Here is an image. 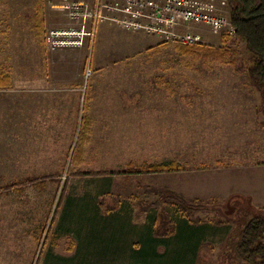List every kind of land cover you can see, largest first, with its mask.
I'll use <instances>...</instances> for the list:
<instances>
[{
    "label": "rangeland",
    "instance_id": "1",
    "mask_svg": "<svg viewBox=\"0 0 264 264\" xmlns=\"http://www.w3.org/2000/svg\"><path fill=\"white\" fill-rule=\"evenodd\" d=\"M73 1L79 0H0V68L9 76L8 84L0 87V100L4 99L0 112L10 105L5 99L18 98L24 103L23 109L19 106L21 122H12L17 137L7 138L5 143L0 138V264H124L101 252L109 254L136 241L140 244L134 248L136 257L144 256L152 242L144 225L126 229L120 224L126 219L113 212L112 230L107 231L108 227L100 228L96 216L86 215L87 210L77 203L76 191L84 187L91 204L100 200L102 207L116 206L114 195L90 193L96 188L92 177H112L111 171L123 169L128 162H160L170 156L187 169L196 156V162L204 163L201 156L213 165V159L236 161L246 149H251L248 153L256 159H264L255 149L264 145V128H259L253 111H247L249 120L232 118L222 109L225 105L211 102L209 106L215 110L211 112L196 101L259 99L247 85L246 74L235 72L230 62L235 52L220 58L183 54L180 46L188 44L171 35L163 39L143 28L128 29L110 18L97 24L83 23L81 17L68 16L65 5ZM177 32H199L202 42L197 43L204 45L230 46L223 43L220 31L203 25L184 24ZM232 47L244 53L242 41ZM142 96L154 103L148 106L150 113L143 115L148 121L132 124L134 107L128 105V99ZM90 99L96 101L97 121L88 117ZM164 100L179 101L174 108L181 113L170 122H162L151 112L152 107H162L159 102ZM7 115L11 117V111ZM140 132L147 136L137 140L131 136ZM135 140L138 143L133 146ZM159 143L166 149L175 146L178 152L160 154L163 148ZM151 174L149 181H140L141 176L135 181L156 184V174ZM142 185L127 203L132 215L138 216L135 222L148 224L164 210L149 207V211H141L144 198L152 202L159 197L144 195L141 188L150 185ZM234 199L217 201L226 203L223 213H195L202 219L227 218L223 223H199L219 225L233 237L221 244L222 249L217 244L204 245L194 264L239 263L234 241L242 220L240 211H262L246 201L232 203ZM142 214L147 216L140 217ZM167 215L176 221L181 216L173 207ZM89 225L83 255L76 238L78 232L84 236ZM161 227H169L167 221ZM175 228L169 236H154L171 241L189 239L183 234L185 225L179 222ZM181 247L175 255L169 248L152 256L155 261L151 264H189L192 249L189 244L181 243Z\"/></svg>",
    "mask_w": 264,
    "mask_h": 264
},
{
    "label": "crops",
    "instance_id": "2",
    "mask_svg": "<svg viewBox=\"0 0 264 264\" xmlns=\"http://www.w3.org/2000/svg\"><path fill=\"white\" fill-rule=\"evenodd\" d=\"M72 89H74V87ZM3 100L4 99L0 100V102H2ZM90 100H89L90 104L88 102L87 105L88 117L90 121H97L99 118H96L97 115V108L95 107L96 101L95 100L90 101ZM212 100L213 101L206 99H198L196 101H199L202 107L210 108L211 112H213L214 110L209 106L211 102H214L215 105H220L221 107H224L225 105L226 108H222V109L228 112L229 113L228 115L232 118L236 117V118L248 119L249 116L251 115L249 112L253 111L252 114L254 116V120L257 121L259 128H264L261 127V125L259 124L261 116L258 115L256 109L259 99L249 100V101L234 100V99L226 100V101H222V99L219 100L212 99ZM5 101H7L10 105H8L6 110H2L0 112V138L4 141V143L7 138L14 139L15 137H17L18 131L13 129L14 125L12 124V122H15L16 124L21 122L20 121L21 115L19 114L20 107L23 109L24 106V103L21 102L20 99L18 98L14 99L13 101H9L8 99H5ZM129 101L130 103L128 105L134 107L132 109V119H131L132 124H135L137 121H148V116L143 117V115L144 113L145 114L150 113V108H148V106L151 107L154 104V103L149 104L150 101L148 96L132 97L128 99V102ZM175 102H178L179 105L178 100L161 101L159 102V104H161L162 107H152L151 112L156 113L162 122L165 121L170 122L171 117L174 118L176 117V115L179 116V114L181 113L179 108L177 109L174 108V106L177 105ZM251 104H252V108H251ZM171 106H173V108H171ZM9 111H11L12 113L11 117L10 116L8 117L7 115ZM18 114H19V118H18ZM15 116L17 117L14 118ZM140 133L132 134L131 136L136 140L143 139L142 137L147 136V133L145 134H142V132ZM262 135L264 140V131ZM111 137L112 136H109L108 138ZM136 140L133 142V146L137 145L138 142H136ZM159 146L163 148V144L159 143ZM255 149L257 150V153L259 155L264 154V145L261 146L260 144ZM250 150L251 149H246L244 153L240 151L241 153L240 155L242 157L236 158V161L231 160L227 162L222 159H213L212 161L214 163L213 165L206 164L204 157L201 156H199L200 158L199 160L204 163L196 162L198 161L197 159L198 156H196L193 159L194 164L190 163L187 169L155 173L156 184H152V183L150 184V182H146L147 184L142 185L143 184L142 182L137 183L139 180L135 181V178H137V176H141L140 181L143 178L149 181V178L152 174H134V175L114 174L112 177L111 176L92 177L94 178L92 182L96 188L90 191V193H93L95 196H100V197L102 193H106L109 195V198L112 195H114V197L117 200L115 201L116 206L112 208L111 206H107L110 207L109 209L107 207L100 206L99 204L100 200L97 201L94 200L93 204H91L89 199L88 189H84V187H79L81 189L79 191L78 190L76 191V196L80 198L77 203L78 205L84 207L87 210L86 215L89 214L90 216H96V218L99 220L100 228L108 227L106 230L110 231L112 230V213L114 212L116 215H121L122 217H124V219H126L125 221H121L120 223V224L124 223L126 226L125 225L123 226L126 229L129 228L130 225L142 226V227L144 225L145 230L151 234V240H152L144 256L136 257L134 248L140 246L138 241L134 242L133 244H130L125 248L116 249L115 251L112 250L109 254H107V252L105 254L101 252V255H108V257H112V261L114 260H117V262L122 261L124 262V264H131V263L151 264L152 262L155 261V259H153L152 256L160 255L161 251H168L169 248L171 249L172 254L175 255L178 247L179 249H182L181 243H183L190 245L192 252L189 251L191 257L189 264H194L196 263V261H198L197 251L201 249L204 245L217 244L218 247L222 249V247L220 246L222 243L224 244L226 242L227 240L226 237L229 235L230 232L220 229L219 225H214L211 223L200 224L199 222H190L186 219H182L179 217L178 221L176 222L177 223L181 222L183 225H185L183 234L184 233L188 234L189 239L188 240L184 239L183 241L181 240L171 241L167 239V237L166 238L155 237L149 223L146 224L143 222H135L138 221L137 220L138 216H136L135 214L132 215L131 212L132 206H130L127 202L131 201L132 200L131 196H134L136 194L135 191L137 189V186L152 185V186L167 187L173 191L181 193L182 195H184L186 198L189 199H199L203 201H225V202L229 201L231 197H234L235 198L234 200L244 199V201H246L250 207L261 210L264 207V159L263 158L256 159L255 157L252 156L251 153H248ZM177 152L178 150L176 149L175 146H173L172 148L169 149L163 148L160 151V154L161 153L174 154ZM168 160L178 161L177 158L170 156L169 158L162 159L161 161H168ZM139 162L141 163L143 161H139ZM132 181H135L134 183L135 189L133 188V186H131ZM123 185L125 186V188L122 187ZM130 188L131 190L129 191L128 189ZM147 189L148 186L147 188H145V190L141 188L142 193H144L143 191H147ZM104 191H108V192H104ZM124 203L128 205H125L122 208H120V205ZM110 204H112V201ZM146 216H147L146 214L144 215L142 214L140 217H146ZM107 218H109V221H106ZM202 226H205L203 230L201 229ZM91 227L92 225H89L85 229L84 236H81L80 232L77 233L76 241L78 242L79 252H81L83 255L84 252L82 250L83 248L82 244L83 241L86 242L89 241V238L87 236ZM63 231H65V228ZM133 255L135 256L133 257ZM106 257L107 256H103V258ZM80 264H85V263L83 262Z\"/></svg>",
    "mask_w": 264,
    "mask_h": 264
},
{
    "label": "trees",
    "instance_id": "3",
    "mask_svg": "<svg viewBox=\"0 0 264 264\" xmlns=\"http://www.w3.org/2000/svg\"><path fill=\"white\" fill-rule=\"evenodd\" d=\"M234 6L231 13V21L235 28V32L231 35L221 33V39L225 45L215 47L212 45H204L195 43V45H181V53L183 54H198L200 56H215L216 58L227 57L235 52L230 62L235 72H244L247 76V85L253 88L259 95L257 104L258 115L261 116L259 124L264 127V0H229ZM242 41L244 44V53L238 52L234 48V43ZM242 53V54H241ZM246 57V60L243 57ZM9 76L3 69L0 68V87L7 85ZM184 169L181 163L168 160L160 162H128L126 166L118 171H111L112 174L131 175V174H151L158 172L178 171ZM83 174H93L92 171H83ZM145 190V189H144ZM148 195H157L158 200L144 201L141 203V211L147 212L150 209L160 207V211L156 216L152 217L150 226L152 232L156 236H169L174 233L177 225L176 219L167 215L170 207H173L180 218L190 222H205V220L214 223H223L227 221L219 220L220 218L202 219L197 217V212L219 211L223 213L226 203L231 202L234 197H231L228 202L221 204L217 201H203L199 199L186 198L181 193L173 191L167 187L148 186L147 191H143ZM248 200V199H247ZM243 200H238L232 203L240 204ZM164 205H170L165 208ZM149 207H152L149 209ZM224 209V210H223ZM262 212L250 214L245 209L241 212V224L236 230V240L234 241V251L238 262L241 264H264V208ZM225 215V214H224ZM229 219V218H228ZM230 220V219H229ZM167 221L166 227L162 230L164 223ZM160 228V230H159ZM162 230V231H161ZM233 237V233L227 236L226 242ZM238 263V264H239Z\"/></svg>",
    "mask_w": 264,
    "mask_h": 264
},
{
    "label": "built area",
    "instance_id": "4",
    "mask_svg": "<svg viewBox=\"0 0 264 264\" xmlns=\"http://www.w3.org/2000/svg\"><path fill=\"white\" fill-rule=\"evenodd\" d=\"M233 6L229 0H79L67 3L65 8L70 18L81 17L83 23L97 24L110 18L128 29L143 28L163 39L174 37L181 44H192L202 42V35L177 32L178 26L203 25L231 35L235 32Z\"/></svg>",
    "mask_w": 264,
    "mask_h": 264
}]
</instances>
